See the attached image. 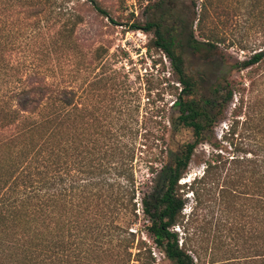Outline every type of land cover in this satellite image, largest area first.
Instances as JSON below:
<instances>
[{
	"label": "trees",
	"instance_id": "trees-1",
	"mask_svg": "<svg viewBox=\"0 0 264 264\" xmlns=\"http://www.w3.org/2000/svg\"><path fill=\"white\" fill-rule=\"evenodd\" d=\"M182 1L190 21L177 11ZM147 3L152 18L132 30L152 34L149 50L169 58L180 84L171 86L177 113L169 124L153 120L165 107L141 109L140 78L108 63V48L80 44L82 5L116 23L98 1L0 0V264H155L152 247L172 264H200L183 238L188 193L194 211L218 195L243 219L247 256L226 264H264V103L252 96L264 43L233 65L249 70L248 85L223 78L206 96L204 76L188 72L184 53H219L226 40L208 24L220 3ZM229 110L230 150L182 183ZM141 217L147 239L136 228Z\"/></svg>",
	"mask_w": 264,
	"mask_h": 264
},
{
	"label": "rangeland",
	"instance_id": "rangeland-1",
	"mask_svg": "<svg viewBox=\"0 0 264 264\" xmlns=\"http://www.w3.org/2000/svg\"><path fill=\"white\" fill-rule=\"evenodd\" d=\"M96 1L109 12L116 23H112L109 18L97 13L91 5H82L80 14L84 17V23L77 30L80 44L89 49L99 46L108 48L109 52L106 55L108 63L121 70L122 73L124 70L130 72L133 81L140 78L142 88L145 89L142 93L141 109L156 106L154 112H157L159 107H165L162 111H158L159 116L154 117L153 120L169 124L171 117L177 113L173 106L176 96L171 86L180 84L173 76L169 58L159 51L149 50L148 44L152 34H147L143 30H132L133 24L138 23L144 26L152 18L151 9H146L148 0ZM218 2L220 9L217 14L212 15L208 25L215 27L226 40L220 45L219 53L213 54L209 59H206L205 53V56L204 54H193L188 49L184 53L188 72L204 76L203 93L206 96L211 94V86L221 82L223 78L239 81L243 79L248 85L249 70L239 72L233 68V65L237 61L248 59L254 50L263 47L261 44L264 43V14L259 17V11L264 12V3L260 8H254L253 0H218ZM200 3L201 1L198 2L199 6ZM190 5L189 1H182L178 4L177 10L182 18L188 21L192 18ZM197 11L200 12L199 8ZM263 76L264 64L257 76V79L262 78V80L253 88L255 92L252 95L264 103ZM141 114L143 115L144 112ZM230 115L229 110L226 113L227 118L215 128L214 133L208 137V141L198 147L182 183L190 182L196 175L201 174L205 161L213 154L221 151L226 154V148L229 149V147L223 141V135L228 131V125L231 122ZM183 137L190 141L192 133L185 131ZM137 161L139 163V159ZM144 173L139 177L142 178ZM186 197L188 201L184 213L186 218L191 220L189 226L191 229L187 235H183V230H181L180 236L188 237L189 244L198 250L201 258L200 264H226L227 259H232L231 262H234L236 259L247 256L246 252H242L243 239L238 233V229L244 224L243 219L226 201L222 203L218 195L210 199L205 198L202 206L194 211L195 201L191 193H188ZM116 223L121 224V220L118 218ZM144 225L146 221L141 217L136 228L143 229L141 237L147 239ZM152 253L155 264H172L157 248L152 247Z\"/></svg>",
	"mask_w": 264,
	"mask_h": 264
}]
</instances>
